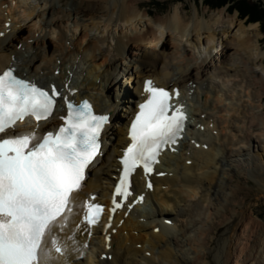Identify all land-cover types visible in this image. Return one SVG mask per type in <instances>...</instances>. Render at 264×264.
Returning a JSON list of instances; mask_svg holds the SVG:
<instances>
[{"label":"bare ground","instance_id":"6f19581e","mask_svg":"<svg viewBox=\"0 0 264 264\" xmlns=\"http://www.w3.org/2000/svg\"><path fill=\"white\" fill-rule=\"evenodd\" d=\"M70 1L80 18L61 22L53 16L46 17V11L54 4L56 7V3L67 4V0H40L43 6H36L31 0H0V72L16 64L22 77L46 88L55 85L63 96L71 97L72 91H76L74 99H89L97 113L110 115L102 154L88 172L79 201L83 205L91 193L98 194L101 199L107 197L108 213L114 216V222L102 235L96 233L98 235L90 239L89 249H86L85 240L75 230L83 210V206L78 207L67 226L61 229L57 225L53 234L66 246L65 257L56 255L49 244V264H232L237 249L233 248V240L239 230L247 242L239 248L235 264H264V216L251 204L242 208L240 202H235L241 196V202L250 203L253 190L249 189L235 191L232 201H227L228 207L222 213L217 212V225L210 218L206 220L211 228L203 227L199 231L206 238L201 248L196 249L193 259L174 253L175 246H183L189 237V222L185 225L182 221L192 219L199 205L208 201V196L216 189L214 185L220 178L225 159L229 162L234 155L240 156L247 151L246 145L261 143L263 134L254 137L244 131L249 127L247 98L264 113V106L255 103L256 100L264 102V90L259 94L251 92L254 85H264V48L260 45L258 24L245 25L237 18L239 12L229 15L223 8L200 11L195 5L191 12L187 4L180 2L161 15L160 11L148 7L145 0ZM51 11L54 13L53 9ZM38 13L41 18H37ZM27 26L34 31L47 29L49 38L64 48L69 47L54 50L50 60L40 55V51H35L29 60L25 59L17 42L23 45L28 39L21 33ZM68 29L72 32L71 38L66 34ZM91 33L96 34L94 39ZM35 36L31 34L30 37ZM38 40V45L45 43V40ZM107 44L109 48L105 50L103 47ZM27 46L33 48L30 44ZM134 47L139 51L131 58ZM234 48L248 55L259 71L258 80H253L255 83L248 67L245 71L250 77L243 74L241 66H236L243 60L234 59L236 62L231 63L232 55L237 53L229 51ZM56 57L68 62L69 66H57L53 63ZM130 58L136 62L135 70L118 63V60L125 63ZM227 62L231 63L229 67ZM57 70V78H49ZM120 70L129 87L117 83L115 75ZM147 79H152L156 86L176 89L180 96L175 103L187 106L191 123L185 138L167 149L152 173H136L134 195L122 199L114 196L118 161L128 142L130 119L136 111L133 103L143 97L142 88ZM230 84L234 85L233 90ZM191 89L201 93L197 97V93L188 96L186 90ZM63 102L60 99L59 105L63 106ZM119 108L126 114L118 113ZM58 116L56 112V121ZM41 127L29 126L23 131L34 130L38 135ZM51 127L45 131H50ZM234 127L241 136L232 134ZM261 127L264 128V121ZM253 130L259 131V124H253ZM224 133H228L227 136ZM257 149L260 163L256 164L255 175L259 181L256 190L264 198V146L259 145ZM149 181L151 187H148ZM143 196L138 206H134ZM109 198L120 203L122 210L116 214L111 211L114 204ZM150 203L151 212L147 210ZM219 204H213L214 210H218ZM246 212L250 220L244 222ZM170 219L173 221L171 227L166 224ZM239 219L244 222L242 228L237 224ZM114 230L117 234L112 233ZM242 237L238 238L237 247L242 244ZM103 255H107L105 261H101Z\"/></svg>","mask_w":264,"mask_h":264},{"label":"snow or ice","instance_id":"6c2138e0","mask_svg":"<svg viewBox=\"0 0 264 264\" xmlns=\"http://www.w3.org/2000/svg\"><path fill=\"white\" fill-rule=\"evenodd\" d=\"M14 73L13 68L0 73V264H49V244L65 254L66 246L53 235L57 225L63 229L80 206L88 225L103 212L98 203L81 205L79 194L86 171L101 154V132L109 116L96 114L87 100L78 105L68 101L55 85L49 89ZM145 91L149 96L131 124V143L121 158L114 193L125 198L132 174L140 166L145 174L152 172L161 149L176 142L187 120L182 106L173 107L169 91L151 80L145 81ZM60 99L66 102V115H60L63 124L57 130L38 137L34 130L18 129L27 117L37 122L54 118L62 110ZM113 204V212L121 207L116 200Z\"/></svg>","mask_w":264,"mask_h":264},{"label":"rangeland","instance_id":"374dc122","mask_svg":"<svg viewBox=\"0 0 264 264\" xmlns=\"http://www.w3.org/2000/svg\"><path fill=\"white\" fill-rule=\"evenodd\" d=\"M31 1L34 5L36 4V6L39 4L41 6H43V3H41L40 0H31ZM145 1H146L145 4L148 7H151L152 9H154L156 11H160L159 14H161V15H165L171 6L176 5L178 2L187 4L189 9L191 10V12L193 11L194 6L196 5L197 8L200 9V11H202L204 8H207L210 12H212L214 10H219V9L221 10L223 8V9L227 10V14H229V15H234L235 13H238V10L231 8V6L229 4L222 7V8H212L207 4L206 0H175V1H171V0H145ZM250 1L254 2V3H258L259 0H250ZM263 4H264V1H263ZM51 9H53L54 13H52ZM238 14L239 15H237V18L239 20H243L245 25L249 26L250 24H258L259 33L261 35L260 36V38H261L260 45L262 48H264V26H262V24L260 22H257V23L250 22L248 17L243 18V17H241L240 13H238ZM51 16H53L55 19H58V21H61V22H63V21L66 22L68 18L69 19H72V18L73 19L74 18L79 19L80 18L79 15H77L75 13V6H73L71 4L70 0L69 1L67 0V4H65L63 6H60L58 3H56V7L54 4L53 7L49 8V10L46 11V17H51ZM37 18H41L40 13H38ZM21 33L24 34V36H26L28 39L23 41V45L21 44V42H17V46H19L18 49L20 51L22 50L21 53L24 54V58L28 59V60L30 58H32V55L35 54V51H40V55H44L46 58L49 59L51 57V53L54 50H60V49L66 50L69 47L67 45L64 48L59 43H57L55 40H53V38L52 39L49 38L47 36V34H48L47 29H44V30L43 29H40V30L35 29V31H34L31 26H27L21 31ZM31 34L33 37L35 34L36 35L35 38H31L30 37ZM66 34H68V37L71 38L72 32L70 31V29H68ZM78 35H79V37H81V31H79ZM90 36L92 37V39H94L96 34L91 33ZM38 39L45 40L44 41L45 43L38 45V42H40V40H38ZM27 44H30V46H32L34 49L33 48L30 49V47H28L29 45L27 46ZM56 46L58 48H56ZM103 48H105V50H107L109 48V45L107 44ZM138 51H139V48L134 47V50L131 52V54H132L131 58H133V53H135V52L138 53ZM229 52L230 53H233V52L237 53L236 55H234V54L232 55L231 63L235 61L234 59H239L241 61L243 60V63L241 61H238V62H241V64L236 65V66L242 67V69L244 71L243 74L246 73L248 76L250 74L251 77L250 76L249 77L252 79V82L258 80V78L260 76L259 71L256 69L255 65H253L250 62L248 55H246L244 53H240V52L238 53L235 48L230 49ZM219 58H221V57H219ZM57 59H58V57L54 58V60L52 59L53 63H56L57 66H60V67L61 66L62 67L63 66H65V67L69 66L68 62L64 63V61H62L60 59L57 60ZM149 59L150 58L148 57V60ZM49 60H48V62H49ZM118 63H122V65L126 64V66L128 65V66L132 67L133 70H135V67H136V62L132 59L129 61H126L125 63H124V61L122 62V61L118 60ZM231 63L227 62V65H228L227 67H229V65ZM246 67H248L247 70L249 71V74L247 73V71H245ZM233 68H235V67H233ZM58 71L59 70H57L56 72H52V75L49 78H51V79L57 78V76L59 75ZM74 78H75V82H77L78 76L75 75ZM115 79H116V81H118L117 83L120 85L127 86V87L130 86V84L126 81V77L124 76L123 70H120L115 75ZM231 84H230V89L233 90L235 87H234V85H231ZM254 87H255L254 90L251 88V92L253 94H254V92L259 94L262 92V89L264 90L263 84L262 85L258 84L256 86L254 85ZM193 89H194V86H193ZM193 89L186 90L187 94L189 96V95L194 93V96H195L197 93V95L195 96V97H197L199 95V93H201V92H200V90H199V92H195ZM232 90H230V91H232ZM228 91H229V89H228ZM229 93H230L229 95H231V92H229ZM247 100H248V98H247ZM247 100H246V105H249V107H246V110H247L246 122H247V125L249 127H246L244 129V131L250 135H253L254 137L258 136L259 134H263L261 136V138H262L261 143L259 144L257 142L256 143L254 142V143L248 144V146L246 145L247 151H245L244 153H241L240 156L234 155V157L230 158L229 162L227 159H225V162L222 165L223 167H221V169H220L221 170L220 178H217L216 185H214L216 187V189H214L213 192L210 193V195H209L210 197L208 196V198H209L208 201L199 205L198 212L197 211L194 212L197 216L194 214L192 219H189L188 221L186 219H184L182 221V223H184L185 225L187 222H189V227H188L189 228L188 229V231H189L188 236L189 237H187L188 240H186V242L183 246H175V248H174V253H177L178 256L181 258L186 257L189 259L190 258L193 259L196 256V254H197L196 249L201 248L202 243L204 242V240L206 238L203 234H200L199 231L203 227H205V229L211 228V225L207 224V222H206V220L208 218H210V220L212 222H214L216 225L219 223V217H216L217 212L222 213L223 210L225 209V207H228L227 201L230 199H231L230 201H232V197H233V195H235L234 193L236 190H238V189H249L251 191L253 190L252 199H251L250 203L249 202H246V203L241 202V196H238L237 199L235 200V202H240L241 203L240 205L242 208H245L246 206L251 204V205L255 206L256 209L258 210V212H261L264 216V198H262V193H259L256 190L259 181H257V176L255 175V172H257L256 164L260 163V158H259V155L257 153V150H258L257 146H259V145L264 146V128L262 129V127H261V123H263V121H264V113L261 112L259 107L253 106V103L250 104ZM255 103L257 105H259V104L262 105V107L264 106V102L259 103L256 100ZM244 105H245V103H244ZM125 112L126 111L123 108H119V110H118V113H120L121 115L126 114ZM258 117L261 118L262 120L257 119ZM218 119L220 120V118H218ZM253 124H259L260 130L259 131L253 130V132H252L251 127ZM228 133L230 134V131ZM224 134H226V133H224ZM227 134H226V136H227ZM232 134H235L238 136L242 135L241 132H238V129H236V127H234V131ZM245 181H248L250 183H245ZM208 193L209 192L207 190L206 194H208ZM213 198H214V201H213ZM214 203H220L218 205V210H214V205H213ZM147 208H148L147 210L149 212H151V210H152L151 203L147 206ZM236 212H239V211L236 210ZM243 219H244V222L249 221L250 215L246 212ZM170 221H172V220L170 219ZM190 221H192V222H190ZM244 222L241 223V219H239L237 221V224L239 226H241V228H242V226L244 225ZM169 227H171V226H169ZM156 233H158V230ZM183 235L184 234L182 233V237H183ZM239 237H242L241 230L238 231L236 238L233 240V245H234L233 248H235V249L237 248V249H236V252H234V254L232 256V259H233L232 264H235V261H237V257L239 254V248L243 246V243L247 242V239L242 237L241 241H240V243H242V244L239 245V247H237V243L239 242V239H238ZM195 239H196V241H195ZM187 253H189V254H187ZM103 259L104 258L102 257L101 261H104ZM164 264H169V263L164 262Z\"/></svg>","mask_w":264,"mask_h":264},{"label":"trees","instance_id":"16d2710c","mask_svg":"<svg viewBox=\"0 0 264 264\" xmlns=\"http://www.w3.org/2000/svg\"><path fill=\"white\" fill-rule=\"evenodd\" d=\"M264 0L258 3L250 0H206L207 4L212 8H222L230 5L231 8L238 10L241 17H248L250 22H260L264 26Z\"/></svg>","mask_w":264,"mask_h":264}]
</instances>
